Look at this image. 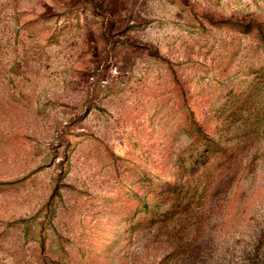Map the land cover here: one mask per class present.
Wrapping results in <instances>:
<instances>
[{"label": "rangeland", "instance_id": "rangeland-1", "mask_svg": "<svg viewBox=\"0 0 264 264\" xmlns=\"http://www.w3.org/2000/svg\"><path fill=\"white\" fill-rule=\"evenodd\" d=\"M0 264H264V0H0Z\"/></svg>", "mask_w": 264, "mask_h": 264}]
</instances>
